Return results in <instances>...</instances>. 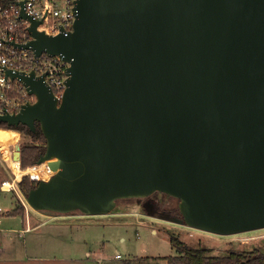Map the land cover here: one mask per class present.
Segmentation results:
<instances>
[{"label": "water", "instance_id": "1", "mask_svg": "<svg viewBox=\"0 0 264 264\" xmlns=\"http://www.w3.org/2000/svg\"><path fill=\"white\" fill-rule=\"evenodd\" d=\"M18 3L33 39L12 44L69 65L60 101L45 75L0 66L36 96L0 121L40 122L38 164L59 160L34 209L106 214L161 191L192 227H264V0H76L54 36Z\"/></svg>", "mask_w": 264, "mask_h": 264}, {"label": "rangeland", "instance_id": "2", "mask_svg": "<svg viewBox=\"0 0 264 264\" xmlns=\"http://www.w3.org/2000/svg\"><path fill=\"white\" fill-rule=\"evenodd\" d=\"M11 130L16 133L13 134L15 142L0 150V180L8 177L12 182L16 175L10 167V152L15 150L17 145L22 148L24 144L31 143L33 138L23 131ZM29 175L34 178L30 173ZM16 188L0 192V207L5 209L17 200L22 202L24 199L27 202L26 193H23L17 184ZM148 201L155 202V208L147 207ZM178 205L179 199L175 196L156 191L148 197L117 199L115 209L106 214L87 215L77 209L74 212L80 211L83 217L77 216L71 221H86L84 223L93 225L88 230L90 233L87 235V248L98 253L97 257L103 264H128V260L135 261V264H146L148 260L135 259L133 256L160 258L178 254L177 248L170 242L172 233H176L192 247L212 248L211 253L218 256L228 254L230 250H253L257 247L264 250V227L237 234H216L184 223ZM28 206L30 208L26 210L34 212V208L30 204ZM47 212L57 213L49 210ZM117 254H120L119 258ZM158 261L160 264H166V260Z\"/></svg>", "mask_w": 264, "mask_h": 264}, {"label": "built area", "instance_id": "3", "mask_svg": "<svg viewBox=\"0 0 264 264\" xmlns=\"http://www.w3.org/2000/svg\"><path fill=\"white\" fill-rule=\"evenodd\" d=\"M19 1L22 0H0V66L5 65L16 71L26 73L34 71L36 75H45L46 82L51 85L55 97L60 101L67 88L68 62L58 55L51 56L47 52L36 56L32 49L12 44V42L26 43L33 39L28 29L29 19L21 17ZM75 3L76 0H25L24 8L29 15L41 20L37 30L54 36L63 31H72L76 16ZM35 100L36 96L29 92L21 79L6 77L3 68L0 67V114L18 112L25 103H33ZM12 153L10 152V156L14 159ZM19 164L21 166L20 160ZM41 164H44V170L39 177L33 176V179L39 181L50 179L59 168L58 158L45 160L33 166L39 167ZM3 185L16 189L13 184L7 185L6 181ZM119 256L120 254H117V257Z\"/></svg>", "mask_w": 264, "mask_h": 264}, {"label": "crops", "instance_id": "4", "mask_svg": "<svg viewBox=\"0 0 264 264\" xmlns=\"http://www.w3.org/2000/svg\"><path fill=\"white\" fill-rule=\"evenodd\" d=\"M15 177L12 182L8 177L0 180V192L13 190L3 185L4 181H10L16 188L17 181L22 178ZM21 203L25 210L23 214L12 213L20 204L19 200L5 209L0 207V264H103L98 253L87 248L88 230L93 225L84 223L86 221H71L77 216L83 217L80 211L51 213L34 209L32 212L26 210L30 208L27 202ZM133 258H144L149 261L146 264L158 261L153 260V256ZM127 263L136 262L128 260Z\"/></svg>", "mask_w": 264, "mask_h": 264}, {"label": "trees", "instance_id": "5", "mask_svg": "<svg viewBox=\"0 0 264 264\" xmlns=\"http://www.w3.org/2000/svg\"><path fill=\"white\" fill-rule=\"evenodd\" d=\"M0 127H5L10 130L14 129L20 132L23 131L25 134L30 135L33 141L24 144L21 148V167L26 168L38 164V160L41 154L45 152L47 146V138L43 134L40 122H37L35 131H32L28 125L23 123L9 125L7 122L0 121ZM39 182V180L33 179L30 175H24L16 184L27 195L29 193L28 191L36 187ZM152 205L154 206L155 202H152ZM24 211V206L20 202L12 210V213L23 214ZM180 216L182 217V215ZM170 242L177 248L178 254L160 258L153 257V260L163 259L166 260V264H264V250L260 247L254 248L253 250H230L228 254L218 256L211 253L212 248L192 247L186 241L184 242L176 233L171 234Z\"/></svg>", "mask_w": 264, "mask_h": 264}, {"label": "bare ground", "instance_id": "6", "mask_svg": "<svg viewBox=\"0 0 264 264\" xmlns=\"http://www.w3.org/2000/svg\"><path fill=\"white\" fill-rule=\"evenodd\" d=\"M14 135L16 133L13 130H9L7 128H0V147H8V145L15 141ZM10 167L14 174H16L17 178H22L23 173H30L34 177H39L41 172L44 170V164H41L39 167H29V168H22L19 164V160L11 159ZM7 185H12L10 181H6Z\"/></svg>", "mask_w": 264, "mask_h": 264}, {"label": "flooded vegetation", "instance_id": "7", "mask_svg": "<svg viewBox=\"0 0 264 264\" xmlns=\"http://www.w3.org/2000/svg\"><path fill=\"white\" fill-rule=\"evenodd\" d=\"M146 206H147V207H151V208H155V207H154L155 205L153 206V205H152V202H149V201L146 203Z\"/></svg>", "mask_w": 264, "mask_h": 264}]
</instances>
